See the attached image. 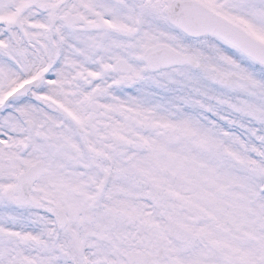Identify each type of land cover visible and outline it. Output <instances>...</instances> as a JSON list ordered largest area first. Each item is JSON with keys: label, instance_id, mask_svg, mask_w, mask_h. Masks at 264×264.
Masks as SVG:
<instances>
[{"label": "snow or ice", "instance_id": "1", "mask_svg": "<svg viewBox=\"0 0 264 264\" xmlns=\"http://www.w3.org/2000/svg\"><path fill=\"white\" fill-rule=\"evenodd\" d=\"M0 264H264V0H0Z\"/></svg>", "mask_w": 264, "mask_h": 264}]
</instances>
